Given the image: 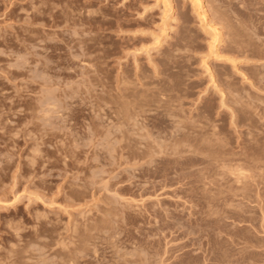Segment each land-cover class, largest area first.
I'll return each instance as SVG.
<instances>
[{
    "label": "rangeland",
    "instance_id": "obj_1",
    "mask_svg": "<svg viewBox=\"0 0 264 264\" xmlns=\"http://www.w3.org/2000/svg\"><path fill=\"white\" fill-rule=\"evenodd\" d=\"M202 2L0 0V264H264V0Z\"/></svg>",
    "mask_w": 264,
    "mask_h": 264
},
{
    "label": "bare ground",
    "instance_id": "obj_2",
    "mask_svg": "<svg viewBox=\"0 0 264 264\" xmlns=\"http://www.w3.org/2000/svg\"><path fill=\"white\" fill-rule=\"evenodd\" d=\"M168 1H169V0H168ZM193 1H194L195 4L197 5L198 9H200V12H199V11H198V12L203 16V18H205V16H206V12H207V11L205 10V8H204V6H203V4H202V3H203L202 0H193ZM166 2H167V1H166ZM169 3H170V2H169ZM168 5H169V4H168ZM169 6H170V5H169ZM205 19H206V18H205ZM210 27H211V26H210ZM213 27H214V26H212L211 30L213 29L214 32H216V33L219 34L220 32H217V31H218L217 28H215V27L213 28ZM216 33H215V34H216ZM216 35H217V34H216ZM57 47H58V46H57ZM65 67H66V66H65ZM72 68H73V67H72ZM68 69H69V68H68ZM85 69H86V68H85ZM47 70H48V69H47ZM83 70H84V69H83ZM74 71H75V68H74ZM76 71H77V70H76ZM118 77H119V76H118ZM127 101H128V100H127ZM39 102H40V101H39ZM135 102H136V101H135ZM119 103H120V102H119ZM40 104H41V103H40ZM43 104H44V103H43ZM45 105H46V104H45ZM47 105H48V104H47ZM54 105H55V103H54ZM131 106H132V105H131ZM112 108H113V107H112ZM133 108H135V110H136L138 107L136 108V104H135V106H134ZM143 108H144V107H143ZM155 108H156V107H155ZM138 109H139V108H138ZM138 109H137V111H138ZM158 109H159V108H158ZM162 109H163V107H162ZM162 109L157 110L158 112L156 113V116L159 115V117L157 116V118H155V119L157 120V119L159 118L160 121H166L167 118H165V114H167V113H166L165 110L162 111ZM172 109H173V108H172ZM132 110H133V114H134V113H136V114L139 113V112L137 113V111L135 112L134 109H132ZM74 111H75V110H74ZM110 111H112V110H110ZM139 111H140V110H139ZM145 111H146V110H145ZM148 111H149V110H148ZM154 111H155V110H154ZM169 111H170V108H169ZM169 111H168V112H169ZM114 112H115V113H113V114H115V115H113V114L111 113V116H112V115L115 116V117H114L115 120H116V119L120 120V119H122L123 116L125 115V113H124V115L122 116V114H121L122 112H119V111L117 112L116 110H115ZM140 113H141V112H140ZM175 113H176V112H175ZM46 114H47V113H46ZM133 114H132V115H133ZM136 114H134V115H136ZM144 114H145V113H144ZM146 114H147V113H146ZM160 114L163 115L164 117H161ZM171 114H173V113H171ZM179 114H180V113H179ZM150 115H152V114H150ZM108 116H109V114H108ZM148 116H149V115H148ZM109 117H110V116H109ZM109 117H108V118H109ZM124 117H125V116H124ZM160 117H161V118H160ZM129 118H130V117H129ZM159 120H158V121H159ZM169 120H170V119H168V121H169ZM172 120L174 121V119H172ZM125 121H126V120H125ZM170 121H171V120H170ZM240 157H241V156H240ZM253 157H254V156H253ZM230 159H231V158H230ZM243 162H244V161H243ZM247 162H248V161H247ZM234 163H235V162H234ZM257 163H258V162H257ZM258 164H259V163H258ZM245 165H246V164H245ZM248 166H250V164H249ZM259 166H261V165H259ZM240 168H241V167H240ZM232 170H233V169H232ZM242 170H243V168L241 169V171H242ZM234 171H235V170H234ZM234 171H233V172H234ZM238 172H239V170H238ZM242 174H243V173H242ZM237 175H238V174H237ZM237 175H235V176H237ZM243 175H244V174H243ZM240 178H241V177H240ZM238 180H239V179H238ZM95 252H97V249H96ZM132 254H133V253H132ZM126 259H127V257H126ZM129 259H130V257H129ZM129 259H128V260H129ZM72 260H73V259H72ZM77 260H78V259H77ZM79 260H80V259H79ZM139 261H140V260H139ZM72 262H73V261H72ZM77 262H78V261H77ZM80 262H81V261H80ZM127 262H128V261H127ZM122 264H123V263H122Z\"/></svg>",
    "mask_w": 264,
    "mask_h": 264
}]
</instances>
